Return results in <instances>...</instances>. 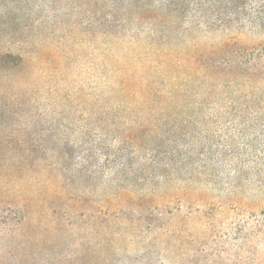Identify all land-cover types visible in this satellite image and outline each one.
Returning <instances> with one entry per match:
<instances>
[{
	"label": "trees",
	"instance_id": "obj_1",
	"mask_svg": "<svg viewBox=\"0 0 264 264\" xmlns=\"http://www.w3.org/2000/svg\"><path fill=\"white\" fill-rule=\"evenodd\" d=\"M249 2L255 6L249 7ZM58 3L70 4L78 21L84 23L81 31L95 36L97 52L127 49L132 53L122 56L121 64L115 62V54H104V63L111 70L102 69L98 77L105 74V89L96 87L95 92H87L82 86L76 88L69 74L47 66L42 52L30 49L32 55L27 57L12 50L13 39L8 47L0 39V73L17 76L21 84L25 83L22 79L26 80L23 95H30V105L39 102V108L34 106L33 118L28 116L23 145L32 167L40 168L46 176L50 190L55 186L54 192L66 194L70 188L81 187L96 192L97 182L112 169L117 186L121 180L135 188L143 184L142 180L199 182L204 176L215 175L207 161L216 165L227 161L235 174L243 177V167L238 166L242 156L235 153L240 147L235 146L230 135L213 134L207 119L252 112L264 115L263 97L254 92L264 84V74L241 70L240 52H229L232 59L224 63L229 66L217 62L214 55L229 44L219 47L211 43L209 52L198 53L197 60L204 62L199 69L182 67L167 73L156 65L158 60L167 65L166 60L175 57L171 52L187 46L193 50L207 47L200 39L211 32L225 39L243 23L263 27L264 0L48 2ZM32 5L33 0L0 1V38L7 34L15 37L23 30L26 19L35 13ZM67 15H54L55 22L60 18L62 23ZM129 32L134 33L136 42L126 41ZM62 43L70 48L67 42ZM54 44L52 41L46 48L54 50ZM140 52L149 54L142 58ZM38 62L44 65L41 72L36 71ZM29 74L34 77L26 78ZM3 120L0 115V134L11 128ZM244 138L243 143L257 158L255 153L262 150L257 143L264 139ZM256 163L264 164L259 158ZM33 173L35 179L41 172ZM82 256L83 253L77 257Z\"/></svg>",
	"mask_w": 264,
	"mask_h": 264
},
{
	"label": "rangeland",
	"instance_id": "obj_2",
	"mask_svg": "<svg viewBox=\"0 0 264 264\" xmlns=\"http://www.w3.org/2000/svg\"><path fill=\"white\" fill-rule=\"evenodd\" d=\"M50 1L33 0L35 13L26 19L23 30L15 37L7 34L0 39L7 47L13 39L12 50L27 57L32 55L30 49L42 52L45 64L69 74L76 88L104 90L105 74L103 78L98 75L111 68L103 55L115 54V62L121 64L122 56L132 52H97L95 36L81 31L84 23L78 21L70 4H48ZM66 12L67 20L55 22L54 15ZM243 24L225 39L218 32L206 34L200 42L207 47L193 50L187 46L171 52L175 57L167 59V65L158 60L156 66L167 73L182 67L202 68L203 61L196 56L217 43L219 47L229 44L216 55L210 52L217 62L229 66L224 64L232 59L229 52H240L241 70L264 74V26ZM133 34L129 32L126 41L136 42ZM52 41L54 50H49L46 46ZM140 53L142 58L149 54ZM43 67L38 62L36 71ZM0 74V115L11 126L0 134V264H264V164L256 163L258 158L264 162V141L257 143L262 149L255 153L257 158L243 143L246 136L264 139V115L252 112L207 119L213 134L230 135L240 147L235 153L242 156L238 165L243 167L242 178L227 161L217 165L207 161L215 175L199 182L142 180L135 188L122 180L117 186L112 169L97 182L96 192L80 187L58 194L55 186L50 190L41 169L32 167L23 145L28 116L33 118L39 102L30 105V95H23L26 80L21 84L11 73ZM258 86L254 92L264 100V84ZM33 171L41 173L33 179Z\"/></svg>",
	"mask_w": 264,
	"mask_h": 264
}]
</instances>
